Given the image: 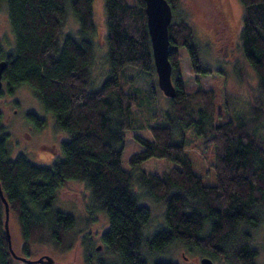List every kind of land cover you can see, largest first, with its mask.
Listing matches in <instances>:
<instances>
[{
  "label": "trees",
  "instance_id": "trees-1",
  "mask_svg": "<svg viewBox=\"0 0 264 264\" xmlns=\"http://www.w3.org/2000/svg\"><path fill=\"white\" fill-rule=\"evenodd\" d=\"M4 1L14 46L5 51L0 38L3 87L9 94L22 85L30 87L56 128L68 135L61 143L63 159L51 167L36 166L23 155L11 159L0 114V187L20 231L17 255L30 258L32 243H52L60 251L71 247V242L65 246L66 234L76 220L56 207V192L69 181H79L89 191L87 221L93 214L105 215L107 229L100 239L107 253L118 256L116 264H148L146 252L160 253L172 245L221 264H255L253 233L264 224V136L259 133L264 109L252 107L248 116L222 120L213 90L184 91L179 50L187 53L197 79L211 69L190 24L184 17L176 19L179 0H166L173 13L168 60L176 94L164 105L158 99L143 0H103L108 73L97 84L91 69L93 0H69L78 30L66 33V0ZM239 2L238 48L264 96V0ZM153 114L162 122H151ZM26 116L36 128L44 126L34 114ZM147 122L152 138L133 133L142 149L131 154L130 169L124 170L125 133ZM185 131L206 149L214 184L197 173L205 169L203 164L194 166L185 149ZM150 158L174 165L161 174L140 170ZM133 186L164 208V226L149 237L144 229L150 212ZM3 222L0 200V264H27L9 253ZM83 243L84 263L94 264L92 242Z\"/></svg>",
  "mask_w": 264,
  "mask_h": 264
},
{
  "label": "rangeland",
  "instance_id": "rangeland-1",
  "mask_svg": "<svg viewBox=\"0 0 264 264\" xmlns=\"http://www.w3.org/2000/svg\"><path fill=\"white\" fill-rule=\"evenodd\" d=\"M67 12L63 33L78 30V22L70 10V2L66 0ZM176 19L184 17L192 28L193 38L200 50L205 53L204 60L211 69L205 76L196 78L191 69L187 53L179 50L180 70L183 78V89L191 93L202 87L213 90L216 94V106L220 112L219 119H230L237 115H250L252 107L264 109V96L261 94L255 73L241 57L238 42L241 28V6L239 0H179L174 10ZM94 35L91 38L94 47V60L92 64V81L97 84L108 73L106 62L105 21L103 0H93L92 4ZM225 15V17H224ZM0 38L3 46L9 51L14 46V36L11 32L7 5L0 0ZM105 57V59H104ZM161 104L167 103V97L157 90ZM228 105L227 112L223 109ZM27 113H32L43 120L44 126L36 128L28 122ZM0 114L4 128L9 137L7 147L11 159L18 155L25 156L32 164L40 167H51L57 159H63L61 143L68 138L66 132L56 128L54 118L46 113L39 101L34 97L30 87L22 85L13 94L7 93L4 87L0 91ZM150 121L160 123L162 120L157 114L151 115ZM133 133H137L147 139H151V132L147 124L137 131H127L123 139V152L121 167L129 170L128 163L131 154L138 152L142 146L133 139ZM264 136V127L259 130ZM183 139L185 149L191 160L197 167L203 164V169L197 170L202 180L207 184H214V174L207 162L209 156L196 138L187 131ZM173 140L176 142L177 139ZM180 141V140H178ZM174 164L164 159L150 158L144 161L139 169L148 173L161 174ZM207 166V167H206ZM207 170V171H206ZM211 170V171H210ZM135 193L140 197V203L146 206L150 212V220L144 229V236L149 237L152 232L164 226V208L160 203L145 195L140 188L133 186ZM141 190V191H140ZM89 198V191L83 182L69 181L56 192V207L64 213L72 215L76 224L66 234L65 246L71 242V247L60 251L52 243H32L30 246V258L35 260L47 255L56 264H85L84 241L92 242V258L94 264H116L118 256L106 252L100 236L107 229V220L102 213L93 214L90 222L89 215L85 211V205ZM9 232L13 251L20 253L21 237L15 216L9 214ZM97 245H101L98 251ZM252 246L257 250L255 264H264V224L253 233ZM148 264L155 260H169L175 264H200L202 255L200 252L183 246L172 245L160 253H145ZM207 257V256H206ZM214 264H221L214 262Z\"/></svg>",
  "mask_w": 264,
  "mask_h": 264
},
{
  "label": "water",
  "instance_id": "water-1",
  "mask_svg": "<svg viewBox=\"0 0 264 264\" xmlns=\"http://www.w3.org/2000/svg\"><path fill=\"white\" fill-rule=\"evenodd\" d=\"M145 4V15L148 35L150 38L154 69L157 77V86L161 92L168 98H173L176 94L175 86L171 80V64L168 60L169 37L168 26L172 21L173 13L171 6L166 0H143ZM5 67V62L0 61V91L3 87L1 75ZM0 200L4 206V222L7 248L13 258L27 264H56L53 259L47 255L31 260L24 256L17 255L12 248L9 232V206L3 196L0 187ZM200 264H214L213 261L204 256L200 259Z\"/></svg>",
  "mask_w": 264,
  "mask_h": 264
},
{
  "label": "flooded vegetation",
  "instance_id": "flooded-vegetation-1",
  "mask_svg": "<svg viewBox=\"0 0 264 264\" xmlns=\"http://www.w3.org/2000/svg\"><path fill=\"white\" fill-rule=\"evenodd\" d=\"M224 17H225V15H224ZM98 247H96V250L95 251H98L99 249H100V247H101V245H97Z\"/></svg>",
  "mask_w": 264,
  "mask_h": 264
},
{
  "label": "bare ground",
  "instance_id": "bare-ground-1",
  "mask_svg": "<svg viewBox=\"0 0 264 264\" xmlns=\"http://www.w3.org/2000/svg\"><path fill=\"white\" fill-rule=\"evenodd\" d=\"M159 89V88H158ZM160 90V89H159ZM161 91V90H160ZM163 94V93H162ZM164 95V94H163ZM165 96V95H164ZM166 97V96H165ZM168 98V97H167Z\"/></svg>",
  "mask_w": 264,
  "mask_h": 264
}]
</instances>
